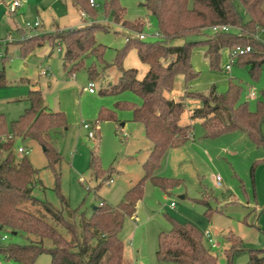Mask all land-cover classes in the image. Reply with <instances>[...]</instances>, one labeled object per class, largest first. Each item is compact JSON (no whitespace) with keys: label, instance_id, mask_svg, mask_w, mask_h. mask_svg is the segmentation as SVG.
<instances>
[{"label":"rangeland","instance_id":"1","mask_svg":"<svg viewBox=\"0 0 264 264\" xmlns=\"http://www.w3.org/2000/svg\"><path fill=\"white\" fill-rule=\"evenodd\" d=\"M10 1L0 0V68L5 74V85L0 86V114L6 131H10V122L27 107L25 98L30 86L39 87L45 105L52 111L63 112L68 124L66 130L55 133L52 139L60 154V161L54 165L59 177L57 188L67 199L69 209L77 208L89 216L101 201L116 206L126 189L142 177V164L149 154L151 141L146 138L142 124L132 120L131 110L116 105L117 102L139 104L141 100L136 93L126 90L119 94H102L99 90L108 89L116 82L118 70L113 62L119 54L123 68L137 69L138 78L144 75L147 65L139 59L134 45L124 47L125 39L137 37L138 33L106 22L100 11L101 0H95L98 9L95 19L104 22L108 29L95 30L94 36L103 45V59L110 65L103 67L96 63L97 78L92 79L94 92L89 93L87 85L91 80L85 67L69 73L68 68L63 67L62 53L50 43L57 28L88 23L91 17L81 14L70 0H25L14 11L9 10ZM119 1L125 8L127 20H143V40H156L157 20L143 5L144 0ZM238 9L247 20L244 9L241 6ZM231 31L237 30L232 28ZM256 37L264 42V29L259 28ZM29 40L41 45L22 54L21 48L26 47L24 42ZM184 40L175 39L171 43ZM227 62V51L223 50L218 66L212 68L203 47L193 46L190 63L195 76L185 82L181 74L176 75L172 91L178 92L175 94L178 96L185 91L207 93L213 87L217 93H224L231 80L240 85L239 102H246L248 109L254 110L263 97L264 65L257 77L251 78L240 60H234L228 70L225 69ZM42 69L48 74L42 75ZM102 109L113 112L116 119L96 122ZM84 124L89 128H84ZM180 124L192 125L193 137L167 150L157 169V175L177 182L164 192L146 179L134 214L124 217L118 231L124 243L125 264H175L159 262L155 254L159 233L171 228L169 218L192 223L202 234V241L216 257L217 264H228L225 249L230 247L229 240L234 236L246 249L264 247V122L261 144L252 142L240 131L213 138L201 137L200 119L190 118L185 107ZM88 132L94 135L88 136ZM18 145L27 150L32 166L37 169L33 196L60 208L55 175L46 166L42 146L30 139H16L15 146ZM91 157L105 173L109 172L111 182L106 176L94 177L89 167ZM217 176L220 184L216 182ZM25 207L41 214L40 206L25 204ZM206 231L213 245L208 242ZM3 234H7L3 244L27 242L24 235H13L4 227L0 229V235ZM247 261L248 252H243L233 262L246 264ZM0 264L18 263L4 261L0 255ZM33 264H50V255L40 253Z\"/></svg>","mask_w":264,"mask_h":264},{"label":"trees","instance_id":"2","mask_svg":"<svg viewBox=\"0 0 264 264\" xmlns=\"http://www.w3.org/2000/svg\"><path fill=\"white\" fill-rule=\"evenodd\" d=\"M70 1L79 12L89 15L91 21L57 28L50 45L60 49L63 67L68 68L69 73L85 67L88 78L93 81L98 73L96 63L103 64V67L110 65L103 59V45L96 41L94 32L108 28L104 22L95 19L97 5H91L88 0ZM263 1L144 0L143 5L156 17L158 37L153 42H146L129 36L124 47L134 45L139 59L147 65L146 71L138 78L137 69L123 68L119 54L113 62L118 70L116 82L108 89L99 90L102 94H119L126 90L136 93L141 100L139 104L117 102L116 105L131 110L132 120L142 124L146 138L151 141L149 154L142 164V177L126 189L116 206L101 201L89 216L77 208L69 209L67 199L57 188L59 177L54 165L60 161V154L52 139L55 133L66 130L68 124L63 112L52 111L45 105L39 87L30 86L25 98L28 105L10 122L9 132L0 114V229L4 227L11 234L14 232L27 238L23 244L1 243L0 255L4 261L33 264L40 253L47 252L50 264H125L124 243L118 237L124 217L134 214L146 179L164 192L177 182L157 175V169L167 150L193 137L192 125L180 124L183 102L170 96L175 76L181 74L185 82L194 78L190 63L193 46H202L209 65L216 68L223 50L249 45L251 51L237 59L247 67L250 77L256 78L264 65V42L256 37L257 30L264 29ZM238 6L248 15L247 20L241 16ZM100 11L106 22L119 24L133 32H141L144 25L143 20H127L125 8L119 0H101ZM215 25H227L230 30L210 31ZM232 28L237 31L232 32ZM175 39L185 40L171 43ZM24 43L27 46L21 48L22 54L35 45H41L30 40ZM87 60L90 61L86 65ZM1 85H5L3 68H0ZM239 92L240 85L231 80L224 93H217L213 87L207 93L185 91L186 97L197 98L201 102L190 113V118L200 119L201 137L213 138L226 132L240 131L252 142L263 143L264 92L254 110L248 109L246 102H239ZM105 119L116 118L113 112L102 109L96 122ZM16 139H30L44 148L46 166L55 175L60 208L33 196L37 169L32 166L27 150L22 145L15 146ZM18 147L22 150L18 151ZM89 167L95 178L102 175L109 179V172L105 173L94 157H91ZM25 204L27 207L40 206L41 214L28 210ZM169 220L171 228L158 235L155 254L159 262L217 264L216 257L204 245L202 234L192 223ZM229 241L230 247L225 249L228 264H234V258L243 252H248L246 264H264V247L246 249L237 236Z\"/></svg>","mask_w":264,"mask_h":264},{"label":"built area","instance_id":"3","mask_svg":"<svg viewBox=\"0 0 264 264\" xmlns=\"http://www.w3.org/2000/svg\"><path fill=\"white\" fill-rule=\"evenodd\" d=\"M88 1L93 6L97 5L95 3V0H88ZM24 2H25V0H11L9 2V6H8L9 10L10 11L16 10V8L21 6ZM82 14H83V12H82ZM228 30H230V27L227 26V25H215V26H212L210 28V31H212V32H214V31H228ZM155 36L158 37V34L156 33ZM137 37L139 39H144L145 36L143 35V33L139 32L137 34ZM57 50H60V49H57ZM226 51H227L228 62L225 64V69L228 70L230 68V65L234 62V60H236L240 55H243V54H246V53L250 52L251 48H250L249 45H244V46H236L234 48L227 49ZM40 73L42 75H47L48 74L46 69H42L40 71ZM87 87H88V91L89 92H91V93L94 92V84H93L92 81L88 82ZM83 127L84 128H89V126L87 124H84ZM93 135H94L93 132H88V136H93ZM21 150H22V148L18 147V151H21ZM108 180H109V182L112 181L111 179H108ZM219 180H220V178L217 176L216 177L217 184H220ZM205 235H206V237L208 239V242L211 245H213L214 242H213L212 238L210 237L208 231L205 232ZM6 239H7V234L0 235V244L3 243Z\"/></svg>","mask_w":264,"mask_h":264},{"label":"crops","instance_id":"4","mask_svg":"<svg viewBox=\"0 0 264 264\" xmlns=\"http://www.w3.org/2000/svg\"><path fill=\"white\" fill-rule=\"evenodd\" d=\"M73 5V4H72ZM78 10V9H77ZM79 11V10H78ZM82 14V12H81ZM81 25V24H80ZM76 26H79V25H76ZM74 27V26H72ZM204 49V48H203ZM58 51V50H57ZM59 52V51H58ZM89 92V91H88ZM91 93V92H89ZM93 93V92H92ZM175 94H178V92H175V91H172L170 93V96L175 99V100H179V101H182L183 104H184V107L188 109V113L190 114L191 111L194 109V108H197L201 105V102L199 99L197 98H193V97H186L185 95V92L183 95H178V96H175Z\"/></svg>","mask_w":264,"mask_h":264},{"label":"water","instance_id":"5","mask_svg":"<svg viewBox=\"0 0 264 264\" xmlns=\"http://www.w3.org/2000/svg\"><path fill=\"white\" fill-rule=\"evenodd\" d=\"M44 148L42 147V150H43ZM181 197H183L182 195H181ZM0 227H1V224H0ZM13 235H15V233L13 232Z\"/></svg>","mask_w":264,"mask_h":264}]
</instances>
